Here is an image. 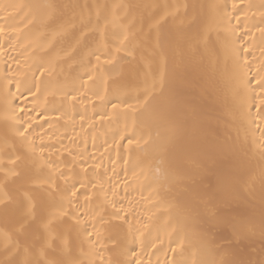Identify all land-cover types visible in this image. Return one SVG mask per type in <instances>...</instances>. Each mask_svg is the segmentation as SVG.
<instances>
[{
    "label": "snow or ice",
    "instance_id": "snow-or-ice-1",
    "mask_svg": "<svg viewBox=\"0 0 264 264\" xmlns=\"http://www.w3.org/2000/svg\"><path fill=\"white\" fill-rule=\"evenodd\" d=\"M0 59V264H264V0H0Z\"/></svg>",
    "mask_w": 264,
    "mask_h": 264
},
{
    "label": "bare ground",
    "instance_id": "bare-ground-1",
    "mask_svg": "<svg viewBox=\"0 0 264 264\" xmlns=\"http://www.w3.org/2000/svg\"><path fill=\"white\" fill-rule=\"evenodd\" d=\"M19 2H25V3H40L42 2V0H19ZM78 2L80 3H100V4H104V3H108V4H119V3H124V4H159V5H164V4H182L184 2H186V0H78ZM217 2H223V0H217ZM244 2L247 3H251L253 5H259L261 3V0H244ZM229 5H231L232 0H228ZM255 10V9H254ZM258 19V17H257ZM99 40V38H97ZM94 46V45H93ZM118 56L124 55V53H118L116 54ZM102 62L104 60V57L102 56ZM131 59V58H129ZM125 66H127V62H122ZM7 65L3 62L2 59H0V73L3 72L4 69H6ZM80 71V69L78 68V66L73 63L71 65V76L75 77L78 72ZM69 73V68L68 66H65V75H67ZM12 91L13 93L16 92L15 87H12ZM26 95V94H25ZM30 97H29V101H30ZM17 104H21V100L17 99L15 101ZM255 112V109H254ZM79 119V117H77V120ZM43 121L40 120V118L38 117L37 120L34 123H42ZM77 131H79V125H77ZM61 132L63 133L64 130L61 129ZM4 134V128L2 125H0V136H3ZM68 135H71V129L68 130ZM95 135L98 137V139L96 140V147H93V141H92V134L90 133L89 137L87 138V142L85 143L83 140L78 139V143L81 145V148H87V151L89 154H94L96 157V163H99L101 165L99 171L102 173L104 171V169H108V176H112L113 172L112 169L115 168L116 173L119 174V178L116 181L117 183H119V180H123L124 179V167L125 164L124 162L129 160V149L127 147H121L119 149L115 148L114 146H112L111 143V138H110V132L107 128L104 129H99ZM108 139V145H104V140ZM64 143L67 144L68 140L65 139ZM124 145H126V141L122 142ZM105 147H107V151H105ZM119 153V155H118ZM103 154V155H101ZM136 157H140L143 158L145 160V164L146 166L150 163H152V159L151 156L149 154L146 153H142V152H133L132 153V158L135 159ZM129 175H131V173H129ZM105 179H107V177H105ZM107 187V185H105ZM119 196H124L125 192H124V188L123 185L121 184L119 189ZM131 195H136V198L139 199V195L136 193H130ZM256 200L257 203H259V191L257 190L256 192ZM108 211H111V209L109 208ZM109 247H111V244L109 243L108 245ZM167 249V242L165 243V245L163 246V249L160 252H157L156 255L152 256V261L153 264H156L157 261V257L159 258V261L161 262V264H163V261L165 259H170L171 257V253H168V256L166 257L164 255V251ZM154 251V250H152ZM79 255V249L77 248L74 253L73 256H77ZM105 258H108L111 256V253L105 252L104 253ZM5 256L2 254V252H0V260H4Z\"/></svg>",
    "mask_w": 264,
    "mask_h": 264
}]
</instances>
